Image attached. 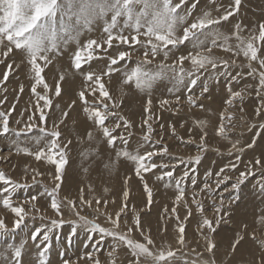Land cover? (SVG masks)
I'll return each mask as SVG.
<instances>
[{"label": "rangeland", "instance_id": "374dc122", "mask_svg": "<svg viewBox=\"0 0 264 264\" xmlns=\"http://www.w3.org/2000/svg\"><path fill=\"white\" fill-rule=\"evenodd\" d=\"M178 2L173 0V3ZM193 3L196 4L195 8H192ZM182 7L191 13L186 16L187 26L205 13L218 17L225 9L232 10L234 0H198V3L196 0H186ZM110 18L111 13L104 19ZM104 19L94 21L91 30L84 29L74 40L61 45L59 55L50 54L52 62L42 75L50 89L59 82L61 94L56 97L48 92L52 106L51 109H44V122L39 119L44 102L31 92L35 81L27 55L13 49L4 56L0 49V60L3 61L0 63V101H5L0 103V112L9 113V128L12 130L6 136L0 135V172L18 184L27 185L17 188L11 195L13 204H23L29 213L24 221L28 228L22 225L20 229H15L16 218L10 209L4 208L2 199L5 194L0 193V217L9 229L0 234V264H41L42 259L46 264H64L65 260L70 261V264H95L96 260L100 264H112L113 259L116 264H133L135 260L131 249L118 244L111 237H105L98 245L99 235L91 232L90 226H84L71 212L65 211L62 226L52 228L51 222L58 217L51 209V198L47 193L57 183L53 179L55 167L46 160L37 161L34 155H27L23 150L28 149L32 153L41 149L48 151V138L41 129L50 132L53 124L59 123L62 110L67 111L68 116L59 124V141L64 146L67 162L63 169L58 200H76L81 189L84 198L93 201V208L96 199L102 202L107 200V207H101L100 215L97 216L88 208H84L81 215L111 228L105 213L115 218L125 203L123 193L127 191V208L120 216L119 230L127 232L135 222V215H139L144 235L134 228L130 238L145 243V237L150 236L153 244L148 247L154 253L161 250L174 251L175 257L168 264H212L213 261L214 264H259L264 257V190L261 188L264 182V129L259 127L264 124V90L258 87V72L264 69L260 68L258 61H252L257 74L248 75L249 61L242 51L236 49L238 41L234 33L236 25H240L239 35L245 42L257 37L254 43L259 47L258 56L264 59V42L258 39L259 25L264 24V0H240L238 11H234L228 21L215 26V31L222 34L217 39V46L211 45L210 37L201 51L217 60H228L230 75L223 74L222 64H218L215 70L208 65L206 71L201 69L198 73L200 79L191 93L186 87L187 77L184 85H180L179 91H176L177 85L170 71H164L152 82L150 89L141 90L135 87L134 82L125 83L124 71L131 70L138 61H143V50L133 52L127 65L121 61L123 66L120 71L104 76L108 57L117 48L116 41H113V48H107ZM181 34L182 28L177 32V35ZM124 35H130V30L126 29ZM224 36L229 38L228 44L239 54L236 51L227 52L221 47ZM88 40L104 44V48L97 49L94 54L101 58L92 59L77 71L72 66V55L78 46H84ZM135 47L139 48L138 45ZM207 47H211L210 53ZM120 48L123 50L127 46L121 45ZM187 48L191 50V44ZM185 54L186 50L181 46L179 50L173 49L166 60L162 53L150 57L152 62L146 67L151 71H159L160 65L170 66L175 61L178 68L183 67L185 72H191L193 68L190 61L185 60L182 66L178 64L179 56ZM10 64L11 69L8 68ZM89 71L103 77L110 95L118 102L119 106L115 109L117 116H109L106 122L109 128L115 129L113 135L117 136V140L114 146L108 144L98 126L87 118L78 100L79 92L87 90L86 96L92 102L91 89L88 87L91 82L85 78ZM6 72L9 76L5 83L2 78ZM61 75L63 80L59 79ZM21 85L23 92L20 91ZM205 86L208 91L201 95ZM229 87L233 92H241L242 101L237 98L231 106L225 103L230 96ZM37 92L44 94L42 85L37 86ZM96 95H99L98 91ZM188 95L193 96L197 106L189 104ZM177 96L180 97L178 103ZM74 100L77 101L75 104L72 103ZM162 101L168 103L163 104ZM199 104H203L204 108H200ZM13 106L14 110L9 111ZM257 109L260 115H256ZM222 113L226 126L224 135L218 133ZM125 120L128 121V127L124 126ZM117 123L121 127L116 128ZM29 124L32 126L30 131L25 128ZM148 125H151L153 131L151 141L146 143L143 136ZM22 130L24 134H15ZM204 132H207L203 141L206 150L201 151L200 137ZM121 136L127 141L126 144L119 138ZM253 140L254 147L248 148L247 145ZM233 144H236L235 148ZM164 146L168 149L167 153L155 155L153 161L168 167H157L143 173V181L135 175V163L118 155L125 150L142 155ZM241 148L243 151H239ZM197 155L201 157L198 164L195 163ZM254 159H260L262 164L250 165L249 162ZM167 171H174V175L164 176ZM245 171L248 172L247 178L238 187H234L240 180V173ZM34 175L35 181L32 179ZM223 176L228 179L217 184V180H222ZM177 181H182L180 186L184 190V199L179 202L176 201ZM145 182L151 190L150 203ZM32 196H38V199L31 201ZM197 202L202 205L203 211L197 207ZM174 206L180 217L179 223L185 226L183 245L178 243V222L176 214L171 211ZM204 218L219 220L216 231L208 234V238L217 246L212 253L207 251V241L203 234L207 233V229L199 227ZM73 227L76 228L75 234H72ZM38 228L51 229L47 232L50 237L48 241L43 240V235H39L36 240L31 239L33 230ZM238 235L243 236L244 240L232 251L231 242ZM17 247L22 249L19 261L13 254ZM45 249L47 254L41 257L40 253ZM140 259L141 264H151L150 260L145 261L143 257Z\"/></svg>", "mask_w": 264, "mask_h": 264}, {"label": "snow or ice", "instance_id": "6c2138e0", "mask_svg": "<svg viewBox=\"0 0 264 264\" xmlns=\"http://www.w3.org/2000/svg\"><path fill=\"white\" fill-rule=\"evenodd\" d=\"M198 3V0H196ZM186 0H179L178 3H173V0H0V49L3 50V55L7 56L13 51V49L22 51L27 55L28 63L31 66L32 78L35 83L31 87V92L35 94L38 100H42L43 106L40 109V121L44 122L46 119L45 108L51 109L52 99L49 97L48 92L56 97L61 94V88L59 82H57L54 88L49 87V84L45 81L44 73L45 68L52 61L50 54H60L61 45H66L69 41L74 40L82 30H91V25L98 19H104L111 13L110 20L104 19L103 31L107 34V40L105 41L107 48H113V41H116V52L108 57L107 70L103 72L104 76H111L113 72L120 71L121 61L124 65H127L131 59L133 52L143 50V61H138L136 66L131 70H125V83H133L135 87L141 90L145 88L150 89L152 82L156 80L164 71H170L173 74V79L176 82V91H179V86L184 85L186 77L188 83L186 85L187 90L191 93L192 88L196 86L200 76L198 73L201 69L207 70V66L211 65L212 69H216L218 64L223 65V74L230 75L229 68L230 63L228 60H217L215 57L204 55L201 49L206 47V44L211 37V45L217 46V39L222 36L221 33L215 31V26L221 24L222 21H228L233 15L234 11H238L240 0H234V8L232 10L225 9L224 13L218 17H212L210 13H205L202 16L196 17L190 24H186V16L191 15L189 11L183 9V5ZM196 4L193 3L192 8H195ZM184 14H181V13ZM121 20L123 23L121 24ZM182 28V34L177 35L178 30ZM130 30V35H124L125 30ZM135 34L132 35L131 33ZM240 25H236V31L234 33L236 40L238 41L236 49L243 52V56L249 61V73L248 75L257 74V69L252 67V61H258L260 68L264 69V59L258 56L259 47L254 43L257 37H252L245 42L239 35ZM224 43L221 47L227 52L236 51L228 44V37L224 36ZM259 41L264 42V24L259 25ZM191 44L192 49L188 50L187 46ZM126 45L127 48L121 50L120 46ZM139 46L137 49L135 46ZM181 46H184L186 50L185 55H180L178 58V64L183 65L185 60L190 61L193 71L185 72L183 67H177V62L174 61L173 65H160L159 71L148 70L146 65L151 64L150 57L154 58L159 54H163V58L166 60L173 49L179 50ZM104 48V44L96 40H88L82 47L78 46L77 50L72 55V66L75 70L82 69L84 64H88L96 57L94 54L97 49ZM87 50V51H86ZM236 51V54H239ZM207 52H211V47H207ZM0 63H3L0 60ZM234 63V61H233ZM11 69L12 65H8ZM237 75H240L239 73ZM9 73H5L3 76V82L8 81ZM259 76V89L264 90V70L258 72ZM194 77V78H192ZM86 81L91 82L89 88L91 89L92 102L86 96V91H81L78 94V100L81 102L84 114L88 119L94 122L96 126L102 131L103 136L107 139L110 146H114L117 140V136L113 135L114 128L107 126L109 116H117L115 109L119 106L118 102L110 95L108 88L103 81V77L95 72L89 71L85 74ZM236 79V77H232ZM60 80H63V75L60 76ZM43 86L44 94L41 95L37 92V86ZM20 91L23 92V85L20 86ZM97 91L99 95H96ZM208 89L205 86L201 92H207ZM230 96L226 100V104L231 106L233 101L239 98L243 99L241 92H233L231 87L228 89ZM177 103L180 97H176ZM189 104L197 106V101L193 99L192 95L187 96ZM5 101H0L4 103ZM77 101H72L75 104ZM151 105V100L148 101ZM163 104L168 103L162 101ZM200 108H204L203 104L198 105ZM59 107V105H56ZM14 110L10 109L9 111ZM148 111V109H146ZM9 113L0 112V135H7L10 131L9 128ZM256 115H260V110L257 109ZM68 116L67 111L62 110V117L59 123H54L52 130L46 131L41 129L44 136L48 138V151L44 149L35 153L30 152L28 149L23 151L27 155H34L37 161L46 160L49 164L55 167V174L53 179L57 182L55 187L48 192L47 195L51 198V209L57 214L58 219L51 222L52 228L63 225V215L65 211L71 212L84 226H90V231L99 235L97 244L105 238L111 237L120 245H126L131 249L135 260L133 264H141V257L145 261H151V264H168L171 258L175 257V252L168 250L167 252L161 250L158 253H154L148 245L153 244V240L150 236L145 237V243L133 240L130 238V234L133 229L141 231V235H144L141 229V220L139 215H135V222L132 227L127 229V232L119 230V221L122 213H125L127 208L128 192L124 191L123 197L125 203L120 207L119 212L116 213L115 218L105 213L106 220L111 223L112 227H104L101 224L96 223L93 220L88 219L87 216L81 215L84 208L92 209V212L97 216L100 215L101 207H107L108 201L103 202L99 199L95 200V208H93V201L85 199L83 196V189L80 190V194L76 200L65 198L64 200H58L57 195L60 190L61 183L63 182V169L67 162L66 152L64 146L60 144L59 138L61 132L59 124L64 122V118ZM32 116H29V120ZM19 123V121H17ZM147 123V121H145ZM124 126L128 127V121H124ZM31 125H26L25 128L31 130ZM116 128L121 127L120 123L115 125ZM255 127V125L253 126ZM261 129H264V124L259 125ZM153 129L151 125H148L147 132L143 136V140L147 143L151 141V133ZM226 126L224 124V115L221 114V123L218 128V133L224 135ZM16 135L24 134L21 132L15 133ZM91 139V133L88 134ZM207 132L201 135V144L199 145L201 151L206 150V145L203 143ZM126 144L127 141L121 136L119 137ZM67 143H71L68 141ZM236 143H239L238 141ZM255 145V140L247 145L248 148H252ZM236 147V144H233ZM19 151V149H18ZM166 146L159 150L147 151L144 154H132L128 151H123L118 155H122L125 158L133 161L136 165L135 175L141 180H144L143 173L153 171L157 167L166 168L167 165H157L153 161V157L157 154L167 153ZM243 151V149H239ZM239 158V157H238ZM201 157L197 155L195 157V163H199ZM250 165H261L260 159H254L249 162ZM233 168L236 165H232ZM248 166L246 165V168ZM35 171V170H34ZM223 171V170H222ZM43 175V173H37ZM51 175V174H50ZM167 177H172L174 171H167L163 174ZM188 175L187 172L184 173ZM248 172L240 173V180L234 187H238L239 183L247 178ZM35 175L32 177L35 181ZM159 178V177H158ZM125 179V183L127 182ZM228 179L227 176H223L222 180L218 179L217 184ZM182 181H177L178 195L176 201L179 202L184 199V190L180 186ZM0 193L5 194L2 199L4 208L10 209L14 214V228L20 229L23 225L24 228H28V225L24 223L25 217L28 216V212L25 210L23 204L14 205L12 200V193H15L17 188L27 187L26 184L21 185L11 180V178L5 176L3 172H0ZM10 186V187H9ZM207 187V185H206ZM261 188L264 190V182L261 183ZM145 190L148 193L149 203L151 202V190L145 182ZM31 201H36L38 196H32ZM195 199V197H194ZM197 207L203 211L202 205L197 202ZM167 211V210H166ZM176 214V220L178 222V243L184 244L185 226L179 223L180 217L177 213L176 206L171 210ZM219 211V208H217ZM135 214V210L133 209ZM190 215V213H189ZM219 224V220H211L204 218L202 224H199L201 229H207V233L204 234V238L207 241L206 247L209 253L217 247L214 242L208 238V234L216 231V226ZM9 229L5 220L0 217V234L8 232ZM51 229H35L32 232L31 239L36 240L39 235H43V240L48 241L49 235L47 234ZM76 228L73 227L72 234H75ZM254 238V237H253ZM244 240L243 236L238 235L236 239L231 242V250L235 251L237 245H240ZM115 250V249H114ZM14 256L19 261L22 255V249L17 247L14 250ZM47 254V249L40 253L41 257ZM111 256V253H109ZM41 264H46V261L41 260ZM64 264H70V261L65 260ZM95 264H100L99 260L95 261ZM112 264H116L115 259L112 260ZM214 264V261L212 262ZM259 264H264V257L261 258Z\"/></svg>", "mask_w": 264, "mask_h": 264}, {"label": "bare ground", "instance_id": "6f19581e", "mask_svg": "<svg viewBox=\"0 0 264 264\" xmlns=\"http://www.w3.org/2000/svg\"><path fill=\"white\" fill-rule=\"evenodd\" d=\"M95 26H97V23H95L94 24ZM98 28V27H97ZM70 70V69H69ZM67 75V74H66ZM68 83L70 84L71 83V81L70 80H68ZM245 254V253H244ZM239 255V254H238ZM243 255V254H242ZM240 257H241V255H240Z\"/></svg>", "mask_w": 264, "mask_h": 264}]
</instances>
